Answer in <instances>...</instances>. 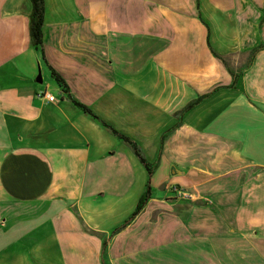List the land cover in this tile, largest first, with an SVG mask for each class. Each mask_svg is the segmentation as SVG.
I'll return each instance as SVG.
<instances>
[{"label": "crops", "instance_id": "obj_1", "mask_svg": "<svg viewBox=\"0 0 264 264\" xmlns=\"http://www.w3.org/2000/svg\"><path fill=\"white\" fill-rule=\"evenodd\" d=\"M43 3L44 60L0 0V264H264V0Z\"/></svg>", "mask_w": 264, "mask_h": 264}, {"label": "trees", "instance_id": "obj_2", "mask_svg": "<svg viewBox=\"0 0 264 264\" xmlns=\"http://www.w3.org/2000/svg\"><path fill=\"white\" fill-rule=\"evenodd\" d=\"M29 2H30V5H31V10H30V13H29V25H28V33H29L30 43L35 49H37L39 51V53L41 55V58L44 60V53H43V47H42V43H43V41H42V29H41L42 28V24H43V18H44V3H43V0H29ZM260 49H264V44H258L257 46H255L254 48L251 49V51H250V53L248 55V60H247L248 63H250L254 53L257 52ZM215 55L217 57H219L217 54H215ZM219 58L225 64V61L221 57H219ZM227 69H228L229 73L232 76V83H231L230 86L234 87L235 84H236L237 78L239 76L240 70L237 71V72H234L228 67H227ZM49 70H50V75L55 80V82L61 87L63 92H68V88H67L65 82L63 81V79L53 70V68L49 67ZM208 95L209 94H204V95L198 96L193 101L189 102L181 110L180 115H182V113H184L185 111L191 109L196 104L200 103ZM71 101L76 107H78L80 110H82L83 112L88 114L93 119L97 120L102 126L107 127L108 129H110V131L113 134H115L119 139H122L123 141L127 142L131 146V148H132L133 152L135 153V155L139 158L140 162L145 165L149 175L152 173L151 165L149 163H147V161L140 155L137 146L128 137H126L125 135L119 133L117 130H115L113 127H111L108 123H106L105 121L101 120L97 115H95L89 108H87L83 104H80L79 102H76L74 100H71ZM173 127L174 126H172L169 129V131ZM166 132L163 133V135L161 137V141L165 137ZM149 194H150V188L147 187L146 191L144 192V194L142 195V197H141V199L139 201V204H138L135 212L131 215L130 219H132V217H134L139 212V210L141 209L143 204L149 198ZM103 247H104V245H103ZM101 258H102L103 264H105L104 256H102Z\"/></svg>", "mask_w": 264, "mask_h": 264}, {"label": "rangeland", "instance_id": "obj_3", "mask_svg": "<svg viewBox=\"0 0 264 264\" xmlns=\"http://www.w3.org/2000/svg\"><path fill=\"white\" fill-rule=\"evenodd\" d=\"M261 13V16H260V22H262L263 20H264V11H261L260 12ZM41 71V77H42V75H44V81L42 82V83H40L39 85H44L45 83H46V80L45 79H49V74L45 71V69L43 68V69H41L40 70ZM49 81H50V83H51V86H53V85H55V83H54V81H52L51 79H49ZM50 250V249H49ZM50 254L51 255H53L54 254V252H53V250L51 249V251H50ZM50 264H59L58 262H56V261H51V263Z\"/></svg>", "mask_w": 264, "mask_h": 264}, {"label": "built area", "instance_id": "obj_4", "mask_svg": "<svg viewBox=\"0 0 264 264\" xmlns=\"http://www.w3.org/2000/svg\"><path fill=\"white\" fill-rule=\"evenodd\" d=\"M39 96L45 97L50 102L54 101V96L49 94L48 92H43V93L39 94ZM172 190H173V192H174L176 197H180L181 198V197H185L186 196V195H184L182 193V190L180 188L173 187Z\"/></svg>", "mask_w": 264, "mask_h": 264}, {"label": "water", "instance_id": "obj_5", "mask_svg": "<svg viewBox=\"0 0 264 264\" xmlns=\"http://www.w3.org/2000/svg\"><path fill=\"white\" fill-rule=\"evenodd\" d=\"M38 75L40 76V74L38 73Z\"/></svg>", "mask_w": 264, "mask_h": 264}]
</instances>
